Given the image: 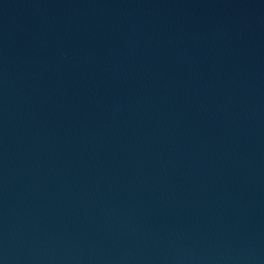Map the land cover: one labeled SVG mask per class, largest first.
I'll list each match as a JSON object with an SVG mask.
<instances>
[{"label": "water", "instance_id": "95a60500", "mask_svg": "<svg viewBox=\"0 0 264 264\" xmlns=\"http://www.w3.org/2000/svg\"><path fill=\"white\" fill-rule=\"evenodd\" d=\"M0 264H264V0H0Z\"/></svg>", "mask_w": 264, "mask_h": 264}]
</instances>
